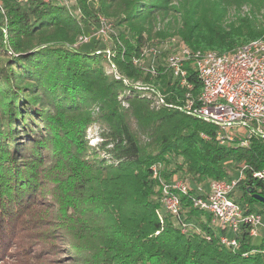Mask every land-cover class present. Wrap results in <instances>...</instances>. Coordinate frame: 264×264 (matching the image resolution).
I'll return each instance as SVG.
<instances>
[{
    "label": "trees",
    "instance_id": "1",
    "mask_svg": "<svg viewBox=\"0 0 264 264\" xmlns=\"http://www.w3.org/2000/svg\"><path fill=\"white\" fill-rule=\"evenodd\" d=\"M77 9L79 16L60 0H0V253L30 201L31 154L69 192L57 203L58 226L67 236L94 240L98 264H264V236L255 242L261 233L251 237L244 226L235 236L239 248H228L221 242L227 232L193 208L194 191L181 196V218L168 213L163 193L176 176L208 187L237 180L245 165L238 203L246 213L260 204L264 217V202L255 199L264 198V184L252 175L264 167V141L254 138L250 148L220 144L218 127L178 109L187 91L160 56L154 72L132 61L147 60L145 49L175 45L173 38L179 49L219 54L263 38L264 0H78ZM99 15L118 26L110 62L101 42H78L86 28H98ZM106 64L121 80L107 76ZM188 71L197 97L200 81ZM124 78L144 86L120 100ZM94 124L102 141L93 148L85 137ZM186 222L195 230L184 233Z\"/></svg>",
    "mask_w": 264,
    "mask_h": 264
},
{
    "label": "built area",
    "instance_id": "2",
    "mask_svg": "<svg viewBox=\"0 0 264 264\" xmlns=\"http://www.w3.org/2000/svg\"><path fill=\"white\" fill-rule=\"evenodd\" d=\"M83 39L82 42H88L87 38ZM166 67L178 85L187 91L186 103L178 109L218 127L220 144L250 148L254 138L264 141V37L227 54L193 52L183 47L168 59ZM148 68L154 72V64ZM188 69L193 70L201 84L197 97L191 92L193 85L188 80ZM151 91L155 92V89ZM160 103L164 101L160 100ZM246 169L244 166L237 180L218 181L207 188L199 186L192 190L184 181L171 186L178 192L171 191L170 186L165 187V208L169 214L181 218V194L188 196L194 191L190 196L193 208L210 214L216 228L227 232L228 235L221 237L223 245L238 249L235 236L244 226L254 238L263 226L262 215L246 213L237 200L236 189L239 181L245 178ZM252 175L264 184V167L252 171Z\"/></svg>",
    "mask_w": 264,
    "mask_h": 264
},
{
    "label": "rangeland",
    "instance_id": "3",
    "mask_svg": "<svg viewBox=\"0 0 264 264\" xmlns=\"http://www.w3.org/2000/svg\"><path fill=\"white\" fill-rule=\"evenodd\" d=\"M26 1V0H25ZM49 2V0H46ZM66 4L68 9L72 12V14H79V10L77 9L78 0H60ZM3 18V15L0 10V21ZM84 20H82V23ZM116 24L103 15L98 16V28H86V34L78 37V42L87 44L90 40H95L101 42L99 47L101 51H103V56L106 61L110 62L114 59V51L113 49L117 44L114 43L115 32H118ZM88 39V42H82L81 39ZM83 39V40H84ZM170 42V41H169ZM169 42L162 43L160 45L154 46L151 49H145L142 53L145 56H148L147 60H140L137 58H133L132 61L135 65H141L143 68L147 69L154 62L157 63V60L154 59L155 56H160V60L162 63H167L168 59L174 55L178 54L181 51V48H177L178 39H172V45L170 47ZM105 46V48H103ZM172 49L171 52L168 53V50ZM167 52V53H166ZM100 51H97L96 54H99ZM164 53L166 56L164 57ZM164 57V58H163ZM159 60V61H160ZM153 62V63H152ZM106 74L107 76H114L118 80H121L122 76L119 71L114 67V65L106 64ZM123 83L126 85L125 88L122 89V96L119 97L120 100L123 96H127L130 93V89L139 88L144 85L141 83H136L134 81H130L126 78L122 79ZM122 105H127L126 102H123ZM35 108L40 111L42 110L41 105H34ZM93 112L95 114L98 113L96 108H93ZM102 130L97 124L91 126L86 133L85 140L88 145L93 148L100 144ZM45 138H38L37 144L40 145L43 149L45 145ZM50 147V144L49 146ZM46 148L49 150V148ZM231 162L235 161L232 157L230 158ZM27 161L32 164V168L30 171L32 172L31 177L33 189L28 193L30 196V201L26 202L25 205L18 211L16 218L12 221V226L8 230V239L11 240L5 248L3 252L0 253V264H98L97 257L99 254L96 253L95 241L83 236L82 238H75L67 236L63 230L58 226V222L60 220V215L62 212L59 209L57 203H62L68 197V190L64 187V185L57 184L55 178L46 176V172H43V166L37 164L35 159L31 158V154H28ZM238 163V162H235ZM245 166V165H244ZM243 165H239L236 177H240L241 171L244 167ZM232 169L230 172V176L233 173ZM234 174V175H235ZM30 175V176H31ZM179 176V175H178ZM175 178V177H174ZM179 178V177H178ZM177 180V181H176ZM182 181L177 179V176L174 181H171V184L166 183L165 187L173 186L177 182ZM184 181V180H183ZM186 184L195 189L190 181L185 179ZM215 183V182H212ZM210 183L209 185H211ZM206 186V185H205ZM204 184L200 187H205ZM207 188V187H205ZM173 192H178L173 187L170 188ZM237 197L239 196V192L236 193ZM181 196H185L181 194ZM54 198V199H53ZM256 211H262V206L260 204L255 205ZM185 232L194 229L192 224L186 222ZM213 227L216 226L213 224ZM198 231V230H197ZM198 232H201L200 230ZM261 235L255 239V242L259 243L261 238L264 236V217H263V226L260 229ZM11 236V239H10ZM77 242V243H75ZM76 244H80V249L77 248Z\"/></svg>",
    "mask_w": 264,
    "mask_h": 264
},
{
    "label": "water",
    "instance_id": "4",
    "mask_svg": "<svg viewBox=\"0 0 264 264\" xmlns=\"http://www.w3.org/2000/svg\"><path fill=\"white\" fill-rule=\"evenodd\" d=\"M255 199L259 200L260 202H264V198L259 195H255Z\"/></svg>",
    "mask_w": 264,
    "mask_h": 264
}]
</instances>
